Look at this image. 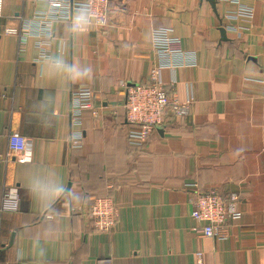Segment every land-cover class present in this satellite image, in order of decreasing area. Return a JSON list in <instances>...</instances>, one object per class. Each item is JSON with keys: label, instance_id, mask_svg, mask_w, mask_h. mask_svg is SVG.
Segmentation results:
<instances>
[{"label": "crops", "instance_id": "0c3cea01", "mask_svg": "<svg viewBox=\"0 0 264 264\" xmlns=\"http://www.w3.org/2000/svg\"><path fill=\"white\" fill-rule=\"evenodd\" d=\"M62 1L60 11L3 0L0 155L8 132L25 145L0 159V200L11 188L20 198L0 214V264H264V0H109L103 29L85 0ZM156 30L178 39L173 64L155 51ZM152 69L191 103L135 146L121 83L148 84ZM81 88L98 115L74 124L71 91ZM197 190L238 197L223 238L196 229ZM101 197L117 209L106 233L72 211Z\"/></svg>", "mask_w": 264, "mask_h": 264}, {"label": "built area", "instance_id": "2783aa9c", "mask_svg": "<svg viewBox=\"0 0 264 264\" xmlns=\"http://www.w3.org/2000/svg\"><path fill=\"white\" fill-rule=\"evenodd\" d=\"M109 0H85L80 7L84 8L89 18L94 19V23L100 29L106 26V12ZM53 9L68 7V3L62 0H49ZM3 12V0H0V17ZM243 14L251 18L252 12L248 9H242ZM59 18L61 15L55 14ZM43 22H46L48 36L50 35L51 21L40 16ZM74 28L81 27V23L71 22ZM9 35H18L15 29L5 31ZM152 45L155 51L160 55L163 62L168 65L173 64L172 59L181 57L178 39L170 36L166 31L156 30L152 33ZM48 39L40 42L41 46H46ZM125 90L124 116L127 124L131 127L128 134L129 142L132 145H143L153 130L163 124L167 113L173 118L181 119L189 112L190 100L181 102L175 95L168 94L163 85L158 81L157 70L152 69L148 84L126 85L121 83ZM89 112L93 117L98 115V110L93 106L92 94L89 89L81 88L71 91L70 118L74 124H80L82 114ZM78 139L72 141V147L78 146ZM25 139L16 132L7 133V151L0 159L13 158L24 149ZM238 197L234 194L223 197L215 190L201 191L197 190L191 200V217L198 223L196 228L204 238L220 239L225 236L227 223L235 217L237 211ZM20 198L17 190L14 188L5 189L2 192L0 200V214L15 213L19 210ZM75 213H81L83 217L92 222L95 231L106 233L114 225L117 216V209L114 207L111 198H96L89 208H76L72 210ZM45 218H52V215L45 214ZM201 254L199 253L198 256Z\"/></svg>", "mask_w": 264, "mask_h": 264}, {"label": "water", "instance_id": "95a60500", "mask_svg": "<svg viewBox=\"0 0 264 264\" xmlns=\"http://www.w3.org/2000/svg\"><path fill=\"white\" fill-rule=\"evenodd\" d=\"M65 193H68V189L66 190V192Z\"/></svg>", "mask_w": 264, "mask_h": 264}, {"label": "trees", "instance_id": "16d2710c", "mask_svg": "<svg viewBox=\"0 0 264 264\" xmlns=\"http://www.w3.org/2000/svg\"><path fill=\"white\" fill-rule=\"evenodd\" d=\"M93 200H94V199H93ZM93 200H92V201H93ZM49 213H50V212H49Z\"/></svg>", "mask_w": 264, "mask_h": 264}]
</instances>
